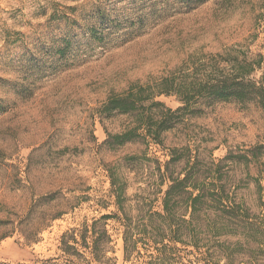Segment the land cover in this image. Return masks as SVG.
<instances>
[{"label":"rangeland","instance_id":"rangeland-1","mask_svg":"<svg viewBox=\"0 0 264 264\" xmlns=\"http://www.w3.org/2000/svg\"><path fill=\"white\" fill-rule=\"evenodd\" d=\"M229 51L239 58L261 55V68L249 75L261 79L264 0H0V236L13 225L24 233L40 229L31 243L18 230L0 237V264H188L194 250L180 244L164 263L141 243L139 254L124 260L122 226L112 218L105 220L111 260L98 262L78 245L77 257L61 250L64 233L116 212L107 167H119L133 204L135 194L152 193L147 183L154 185V169L157 162L163 168L168 148L187 142L208 162L230 154L220 169L225 193L245 210L247 222L264 225L256 188V178L264 186V152L237 158L264 144V110L257 104L201 105L199 114L163 133L162 145L148 138L103 143L105 131L120 132L130 121L103 112L109 97L132 85L155 89L167 77L184 85L204 78L215 63L228 71L218 55ZM154 100L181 105L175 95ZM131 154L135 164L124 161ZM213 215L206 212V224ZM244 226L233 220L232 232L206 233L205 243H224V252L205 264H264V244ZM258 237L264 241V233Z\"/></svg>","mask_w":264,"mask_h":264},{"label":"trees","instance_id":"trees-1","mask_svg":"<svg viewBox=\"0 0 264 264\" xmlns=\"http://www.w3.org/2000/svg\"><path fill=\"white\" fill-rule=\"evenodd\" d=\"M218 56L228 64V71L215 63L216 67L206 73L204 78L193 79L184 85H176L172 78L167 77L157 83L155 89L149 85H132L127 91L109 97L103 104V112L107 116L114 111L125 114L130 121L120 132L110 134L105 131L106 138L103 143L114 146L139 140L144 142L148 138L153 143L162 145L164 132L184 125L187 118L201 112L199 106L209 105L216 100L255 103L264 110V75L260 80L249 78L253 71L261 68L262 56L256 55L253 59L239 58L230 51ZM159 95H175L181 105L171 108L163 101L154 100ZM168 150L169 158L164 162L163 168L157 162L154 169L157 173V179L153 180L154 185L150 181L147 183V187L152 188V193L145 192L146 196L135 194L133 204L128 203L129 198L125 195L126 181L120 175L119 167H107L110 194L114 198L116 212L103 214L92 219L89 224L84 222L80 228L64 233L61 239L62 252L67 256L77 257L80 254L76 248L78 245L88 249L92 258L98 262L102 259L111 260L106 256V251L112 248L108 247L112 239L105 226V220L109 218L118 221L122 226L124 260H129L134 253L139 254L138 244L141 243L145 250L152 248L150 250L156 254L153 256L151 252L149 256L155 257L159 263L172 258L174 251L178 250L176 244L194 250L188 252L193 258L187 259L186 263L208 262L213 256L224 252V249L219 248L224 243L217 246L207 245L205 234L209 232L217 237L232 232L233 220L239 224L245 222L244 228L249 237L264 244L263 239L258 237L264 233L263 223L259 225L258 222H247L248 215L245 210L239 209L225 193L220 169L222 163L230 157L229 153L215 163L213 160L208 162L199 158L188 142L169 147ZM263 152L264 144L254 145L239 153L237 158H258ZM124 161L135 164L137 156L126 155ZM162 186H165L164 189ZM256 188L258 199L263 204L264 193L261 194L260 190L264 191V186L259 184L257 178ZM151 194L152 198L149 197ZM158 194H161L159 209L153 210L154 202L159 198ZM133 210L134 214L131 213ZM208 210L214 211V215L206 224L204 217ZM14 230H18L25 241L31 243L37 240L36 235L40 229L24 233L20 227L13 225L11 231L0 237L10 235ZM201 249L204 251L201 252ZM255 264L259 263L255 261Z\"/></svg>","mask_w":264,"mask_h":264}]
</instances>
